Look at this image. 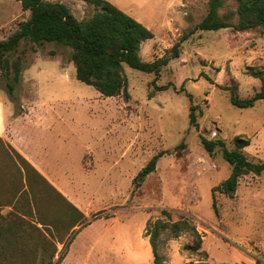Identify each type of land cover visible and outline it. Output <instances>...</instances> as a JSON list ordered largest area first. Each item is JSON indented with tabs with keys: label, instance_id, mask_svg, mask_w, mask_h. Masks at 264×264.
Listing matches in <instances>:
<instances>
[{
	"label": "rangeland",
	"instance_id": "obj_1",
	"mask_svg": "<svg viewBox=\"0 0 264 264\" xmlns=\"http://www.w3.org/2000/svg\"><path fill=\"white\" fill-rule=\"evenodd\" d=\"M53 1L66 3L79 20L96 11L86 0ZM108 1L151 26L146 27L155 36L142 42L141 58L152 62L171 57L158 76L123 65L126 91L106 97L76 79L71 49L54 42H20L12 53V58H23L18 82L0 72V92L14 101L16 112H27L37 103L56 119L63 135L54 152L55 171L67 180L62 188L71 190L74 202L86 212L78 225L83 227L65 240L55 259L72 240L65 264H153L154 221L186 217L201 236L206 256L184 248L196 240L191 230L173 237L167 228L154 239L164 264H264V169L242 175L232 197L215 190V214L212 188L231 174V167L219 146L210 155L200 143V136L210 139L215 131L212 139L233 149L234 137L241 136L249 139L243 149L247 158L264 161V99L249 108L229 100L230 89L241 98L260 89L264 29L194 30L207 13V0ZM235 9V0H225L220 12ZM23 12L16 0H0V38L28 18ZM166 19H173L172 27L161 34ZM184 35L174 58L173 47ZM7 82L14 85L12 92ZM163 85L167 88L159 89ZM191 105L197 107L198 128L189 123ZM159 152L163 155L154 171L132 184ZM40 206L42 218L50 223L44 228L46 236L27 217L9 235V247L0 249V264H38L41 252H53L58 237L52 223L61 209L44 192Z\"/></svg>",
	"mask_w": 264,
	"mask_h": 264
},
{
	"label": "trees",
	"instance_id": "obj_2",
	"mask_svg": "<svg viewBox=\"0 0 264 264\" xmlns=\"http://www.w3.org/2000/svg\"><path fill=\"white\" fill-rule=\"evenodd\" d=\"M22 10H28L30 16L20 21L18 28L6 39L0 40V72L8 77L12 74L13 80L18 82L23 67V58L17 55L12 58L20 42L39 45L45 42H54L71 49L70 60L75 67L76 79L94 87L106 97L118 96L126 91L127 77L123 65L158 76L162 66L166 65L171 57H162L152 62L141 58V44L153 38V32L138 20L127 14L108 0H86L92 3L96 11L88 18L77 19L69 6L63 2L50 0H18ZM236 9L222 14L220 11L225 0H207L208 9L205 16L195 25L194 30H218L232 27L236 31L264 29V0H235ZM236 16V22L228 21ZM194 31L191 30L190 33ZM187 36V35H186ZM173 47L172 57H178L180 42ZM261 79L260 89L252 96L241 98L230 89L229 100L238 108L252 107L256 101L264 99V75L258 73ZM207 79H210L207 77ZM8 92L14 90V85L6 83ZM167 85L160 86L165 89ZM195 106L189 108V123L198 128ZM234 148L228 149L221 139H207L200 136L203 148L212 155L216 146H219L224 159L230 164L231 174L218 185L212 188V207L217 214L214 191L218 190L229 197L235 194L239 178L249 172L260 173L264 169V161L257 163L249 160L244 153V147L249 145V139L236 136L233 139ZM163 155L159 152L138 171L132 184H140L144 178L154 171L157 160ZM167 214L166 210L161 211ZM169 228L172 236L179 232L191 230L195 234V242L184 248L198 254L206 252L201 249L202 238L195 226L185 218L173 221L157 218L151 229V247L153 264H164L157 254L154 239L161 231ZM4 249V247H0ZM52 256L41 257V264H58L60 257L52 263ZM185 264H205L204 261L186 262Z\"/></svg>",
	"mask_w": 264,
	"mask_h": 264
},
{
	"label": "crops",
	"instance_id": "obj_3",
	"mask_svg": "<svg viewBox=\"0 0 264 264\" xmlns=\"http://www.w3.org/2000/svg\"><path fill=\"white\" fill-rule=\"evenodd\" d=\"M16 2L20 3L18 0ZM111 3L121 8L114 2ZM23 11L20 15L26 14L29 18L30 12ZM25 11H28V14ZM172 20L166 19L160 25L161 34L166 28L172 27ZM146 26L151 29L149 24ZM6 38L4 35L0 40ZM22 97L27 100L25 96ZM7 98L9 96L7 97L2 90L0 92V247H9V235L19 231V225L23 220L28 219L27 217L31 218L30 222L37 230L41 228L44 237L46 236L44 228L50 223L42 218L40 206V196L44 192L49 194L51 200L57 202L61 215L58 217L54 214L52 223L51 231L53 230L58 237L53 241V252H41L38 256V264H41V257L51 254H53L52 263L60 257L58 264H65L70 255L72 240L66 243L61 255L57 259L55 257L65 240L74 232L81 230L83 226L78 227V225L86 216V212L74 202L71 190L62 188L61 184L67 180L59 179L58 172L55 171L57 155L54 152L61 144L63 134L59 131L56 119H53L51 114L40 111L37 103L27 112H16L13 108L14 101L9 102ZM40 216L42 220H39ZM143 250L145 255L149 256V250L146 247Z\"/></svg>",
	"mask_w": 264,
	"mask_h": 264
},
{
	"label": "built area",
	"instance_id": "obj_4",
	"mask_svg": "<svg viewBox=\"0 0 264 264\" xmlns=\"http://www.w3.org/2000/svg\"><path fill=\"white\" fill-rule=\"evenodd\" d=\"M216 135H217V133H216L215 131H214V132H211L209 138H210V139L215 138Z\"/></svg>",
	"mask_w": 264,
	"mask_h": 264
}]
</instances>
